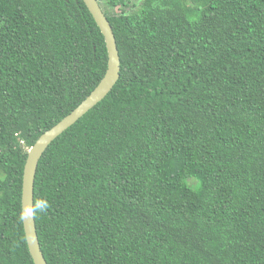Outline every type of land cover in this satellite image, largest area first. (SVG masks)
Wrapping results in <instances>:
<instances>
[{"label":"trees","instance_id":"16d2710c","mask_svg":"<svg viewBox=\"0 0 264 264\" xmlns=\"http://www.w3.org/2000/svg\"><path fill=\"white\" fill-rule=\"evenodd\" d=\"M111 92L47 147V264H264V0H97ZM82 0H0V264H33L27 151L103 77Z\"/></svg>","mask_w":264,"mask_h":264},{"label":"water","instance_id":"95a60500","mask_svg":"<svg viewBox=\"0 0 264 264\" xmlns=\"http://www.w3.org/2000/svg\"><path fill=\"white\" fill-rule=\"evenodd\" d=\"M97 28L99 29L106 48V70L94 90L68 115L50 129L43 132L27 151L22 171L21 210L24 205L33 203V188L37 164L47 147L65 130L78 121L89 110L101 102L112 90L119 79L120 59L112 28L103 14L97 0H82ZM23 233L29 255L33 264H47L37 239L35 221L22 220Z\"/></svg>","mask_w":264,"mask_h":264},{"label":"clouds","instance_id":"9594fccd","mask_svg":"<svg viewBox=\"0 0 264 264\" xmlns=\"http://www.w3.org/2000/svg\"><path fill=\"white\" fill-rule=\"evenodd\" d=\"M50 208V203L47 199L40 198L33 203L24 205L20 212V219L23 221H31L35 219L37 214H46Z\"/></svg>","mask_w":264,"mask_h":264}]
</instances>
